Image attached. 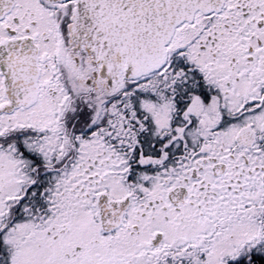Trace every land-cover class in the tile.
I'll use <instances>...</instances> for the list:
<instances>
[{
    "label": "snow or ice",
    "instance_id": "6c2138e0",
    "mask_svg": "<svg viewBox=\"0 0 264 264\" xmlns=\"http://www.w3.org/2000/svg\"><path fill=\"white\" fill-rule=\"evenodd\" d=\"M0 264H264V0H0Z\"/></svg>",
    "mask_w": 264,
    "mask_h": 264
}]
</instances>
